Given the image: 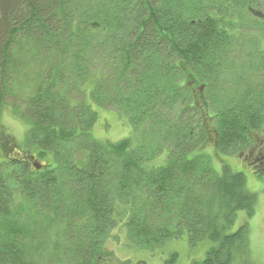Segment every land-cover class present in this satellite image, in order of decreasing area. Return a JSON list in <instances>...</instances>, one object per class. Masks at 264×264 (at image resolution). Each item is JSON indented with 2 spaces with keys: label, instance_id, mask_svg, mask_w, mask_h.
Returning a JSON list of instances; mask_svg holds the SVG:
<instances>
[{
  "label": "trees",
  "instance_id": "16d2710c",
  "mask_svg": "<svg viewBox=\"0 0 264 264\" xmlns=\"http://www.w3.org/2000/svg\"><path fill=\"white\" fill-rule=\"evenodd\" d=\"M248 15L263 27L264 0H0V139L10 111L27 125L21 146L54 159L38 170L2 150L0 264H118L121 225L151 249L211 240L192 264H255L248 224L234 225L257 194L207 149L264 179V80L232 90L225 77L240 76L229 54ZM95 107L131 134L100 143Z\"/></svg>",
  "mask_w": 264,
  "mask_h": 264
},
{
  "label": "rangeland",
  "instance_id": "374dc122",
  "mask_svg": "<svg viewBox=\"0 0 264 264\" xmlns=\"http://www.w3.org/2000/svg\"><path fill=\"white\" fill-rule=\"evenodd\" d=\"M250 23H246L247 26L243 33L244 36L239 38L237 46L229 54L230 61H237V68H240V76L234 74V68L227 70L225 77L230 80L231 89L233 90L238 84L237 81L247 79L252 85H258L259 82L264 80V26L258 28L251 27L254 16H250ZM247 33L248 36L245 35ZM249 100H252L250 97ZM99 118L92 130V136L95 137L100 143L107 145L108 142L115 143L116 141L125 138L131 134V127L124 120L117 110L108 108L99 109ZM2 122L5 126V136L0 139V160L2 156V150L4 147L9 149H15V158H28L26 154L36 153V150L27 151L26 147L21 146L23 140L26 138L25 133L27 131V125L10 111H5L3 114ZM18 144L20 146H18ZM214 145H208L207 149L211 151L213 160L215 159L214 166L218 171H221L225 165H229L232 170L242 171L250 191L257 194V203L254 209V214L248 216V213L244 210H239L237 218L235 220L234 230L241 223L248 224V234L250 237L251 245V258L255 264L264 263V179L258 178L255 170L244 159L233 155L221 153L219 151L212 152ZM45 165H53L54 159L52 156L47 155L45 158H39ZM49 165V166H50ZM15 199V198H14ZM16 200V199H15ZM14 202L17 203V200ZM18 204V203H17ZM59 227H57L58 229ZM53 240L47 238L45 241L49 242ZM125 229L123 225L119 229L115 230L111 234L109 239V246L115 252L117 260L120 264H166V258L173 253L178 254L180 264H192L193 261H202L205 259L207 252L211 245L214 243L207 239L199 242L195 247L191 246L187 233L181 238L174 240H167L160 246H154L153 249L137 246L133 241L128 243ZM126 261V262H124ZM118 263V264H119ZM233 264H244L242 260H237Z\"/></svg>",
  "mask_w": 264,
  "mask_h": 264
}]
</instances>
